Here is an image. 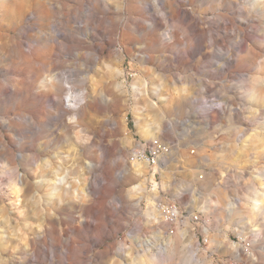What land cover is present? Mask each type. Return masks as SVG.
<instances>
[{"label": "clouds", "instance_id": "9594fccd", "mask_svg": "<svg viewBox=\"0 0 264 264\" xmlns=\"http://www.w3.org/2000/svg\"><path fill=\"white\" fill-rule=\"evenodd\" d=\"M0 264H264V0H0Z\"/></svg>", "mask_w": 264, "mask_h": 264}]
</instances>
